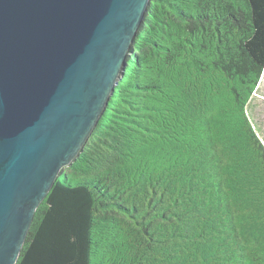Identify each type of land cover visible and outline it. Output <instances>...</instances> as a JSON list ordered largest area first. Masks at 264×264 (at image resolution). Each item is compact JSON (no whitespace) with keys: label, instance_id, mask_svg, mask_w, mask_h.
I'll return each mask as SVG.
<instances>
[{"label":"trees","instance_id":"1","mask_svg":"<svg viewBox=\"0 0 264 264\" xmlns=\"http://www.w3.org/2000/svg\"><path fill=\"white\" fill-rule=\"evenodd\" d=\"M264 0H150L16 264H264Z\"/></svg>","mask_w":264,"mask_h":264},{"label":"water","instance_id":"2","mask_svg":"<svg viewBox=\"0 0 264 264\" xmlns=\"http://www.w3.org/2000/svg\"><path fill=\"white\" fill-rule=\"evenodd\" d=\"M150 0H0V264L114 91Z\"/></svg>","mask_w":264,"mask_h":264},{"label":"rangeland","instance_id":"3","mask_svg":"<svg viewBox=\"0 0 264 264\" xmlns=\"http://www.w3.org/2000/svg\"><path fill=\"white\" fill-rule=\"evenodd\" d=\"M251 117L256 123L255 125L259 127V132L264 134V73L254 98Z\"/></svg>","mask_w":264,"mask_h":264}]
</instances>
